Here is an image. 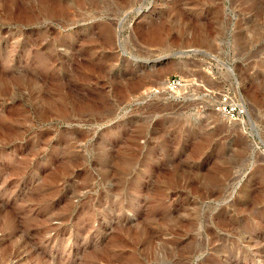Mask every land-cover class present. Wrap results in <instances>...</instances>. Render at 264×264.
I'll return each mask as SVG.
<instances>
[{
    "label": "rangeland",
    "instance_id": "374dc122",
    "mask_svg": "<svg viewBox=\"0 0 264 264\" xmlns=\"http://www.w3.org/2000/svg\"><path fill=\"white\" fill-rule=\"evenodd\" d=\"M0 264H264V0H0Z\"/></svg>",
    "mask_w": 264,
    "mask_h": 264
},
{
    "label": "built area",
    "instance_id": "2783aa9c",
    "mask_svg": "<svg viewBox=\"0 0 264 264\" xmlns=\"http://www.w3.org/2000/svg\"><path fill=\"white\" fill-rule=\"evenodd\" d=\"M169 83H170V85H173L174 87L182 84L178 77H171L169 79ZM222 108L224 110H226L227 113L232 114V115H235V113L239 114L240 110H241V106L238 102L237 103H231L229 101L227 103H224Z\"/></svg>",
    "mask_w": 264,
    "mask_h": 264
},
{
    "label": "bare ground",
    "instance_id": "6f19581e",
    "mask_svg": "<svg viewBox=\"0 0 264 264\" xmlns=\"http://www.w3.org/2000/svg\"><path fill=\"white\" fill-rule=\"evenodd\" d=\"M154 29V28H153ZM157 30H158V28H157ZM156 33V32H155ZM158 33V32H157ZM152 36H154V35H152Z\"/></svg>",
    "mask_w": 264,
    "mask_h": 264
}]
</instances>
